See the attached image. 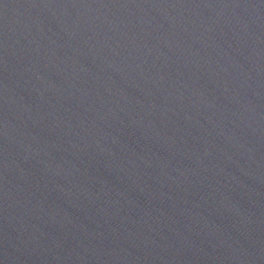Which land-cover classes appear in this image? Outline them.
I'll list each match as a JSON object with an SVG mask.
<instances>
[{"label": "water", "instance_id": "1", "mask_svg": "<svg viewBox=\"0 0 264 264\" xmlns=\"http://www.w3.org/2000/svg\"><path fill=\"white\" fill-rule=\"evenodd\" d=\"M0 264H264V0H0Z\"/></svg>", "mask_w": 264, "mask_h": 264}]
</instances>
